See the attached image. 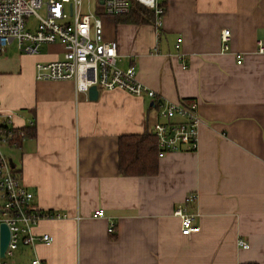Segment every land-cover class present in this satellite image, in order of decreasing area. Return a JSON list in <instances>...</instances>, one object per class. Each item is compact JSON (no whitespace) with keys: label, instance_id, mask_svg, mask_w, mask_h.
Returning <instances> with one entry per match:
<instances>
[{"label":"crops","instance_id":"0c3cea01","mask_svg":"<svg viewBox=\"0 0 264 264\" xmlns=\"http://www.w3.org/2000/svg\"><path fill=\"white\" fill-rule=\"evenodd\" d=\"M162 5L159 34L151 22L102 20L104 38L117 42V66H133L154 98L98 89L89 99L73 80H36L35 62L63 57L58 42L0 57V121L9 112L13 126L27 129L7 147L16 154L6 155L10 167L37 209L60 214L34 227L51 243L19 245V259L0 262L264 264V51L256 45L264 46V0ZM158 99L197 102L198 148L157 155L153 174H122L119 139L152 133ZM189 194L195 199L186 201ZM178 207L194 215L198 231L181 233Z\"/></svg>","mask_w":264,"mask_h":264},{"label":"built area","instance_id":"2783aa9c","mask_svg":"<svg viewBox=\"0 0 264 264\" xmlns=\"http://www.w3.org/2000/svg\"><path fill=\"white\" fill-rule=\"evenodd\" d=\"M134 1L153 11V24L158 31L164 15L162 0ZM130 3L131 0H0V57L12 41L23 54H34L42 44L58 42L64 47L63 57L35 62L36 80H73L76 91L83 93L95 85L97 89H121L135 96L154 98L155 92L138 80L133 66H117V42L106 40L103 36V18L126 14ZM43 6L45 13L40 14L38 10ZM99 8L102 10L99 11ZM32 15L35 16L34 24L28 22ZM230 37L229 28L220 31L221 52L230 50ZM256 45L258 52L264 51L261 39L256 40ZM235 57L238 64L242 62L240 53H235ZM155 104L157 120L151 130L156 139L158 157L171 151H195L201 123L197 102L158 99ZM4 114L8 118L0 121V223H6L9 228L6 257L12 255L19 245L51 243L52 235L35 233L34 227L40 220L59 218L60 214L37 209L32 203L31 192L10 167L9 158L2 152V147H17L25 132L23 128L11 124L9 112ZM194 199L195 194L185 198L186 201ZM103 214L101 208L94 212L95 216ZM173 214L180 219L182 234L199 230V226L193 222L194 215L184 207L175 208ZM112 230L111 223L108 231ZM239 244L247 245L241 240ZM0 264L7 263L2 260ZM30 264L45 263L34 257Z\"/></svg>","mask_w":264,"mask_h":264},{"label":"trees","instance_id":"16d2710c","mask_svg":"<svg viewBox=\"0 0 264 264\" xmlns=\"http://www.w3.org/2000/svg\"><path fill=\"white\" fill-rule=\"evenodd\" d=\"M131 23H153V11L131 0L129 10L122 15ZM25 135L27 129L23 128ZM157 143L151 132L142 135L121 136L119 139V169L122 174L142 175L156 172ZM256 264V263H243Z\"/></svg>","mask_w":264,"mask_h":264},{"label":"rangeland","instance_id":"374dc122","mask_svg":"<svg viewBox=\"0 0 264 264\" xmlns=\"http://www.w3.org/2000/svg\"><path fill=\"white\" fill-rule=\"evenodd\" d=\"M44 2L46 1V0H43ZM84 8H85V5H84ZM102 10V8H99V11H101ZM38 12L40 13V14H44L45 13V8H44V6L41 8V9H39L38 10ZM34 21H35V16L34 15H32L31 17H29L28 18V22L30 23V24H34ZM19 51L17 50V48H16V43H15V41L14 42H12V43H10V44H8L7 46H6V48H5V52L3 53L4 54V56H6V57H8V58H12V57H16L19 53H18ZM2 152L5 154V155H7L8 157H12V158H15V156H16V154H15V150L14 149H9V148H7V147H4V148H2ZM18 251L17 250H15L14 251V254H13V256L12 257H10V256H6L5 258H4V260L5 261H7V262H10L11 261V259L12 258H15V260L16 259H19L18 258ZM30 263V262H29Z\"/></svg>","mask_w":264,"mask_h":264},{"label":"water","instance_id":"95a60500","mask_svg":"<svg viewBox=\"0 0 264 264\" xmlns=\"http://www.w3.org/2000/svg\"><path fill=\"white\" fill-rule=\"evenodd\" d=\"M88 98L89 99H95L98 95V89L95 85H91L88 89ZM10 161V166L13 167L14 164L12 162L11 159H9ZM9 228L7 226L6 223L1 222L0 223V257H4L5 256V251L9 242Z\"/></svg>","mask_w":264,"mask_h":264}]
</instances>
